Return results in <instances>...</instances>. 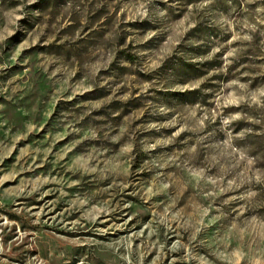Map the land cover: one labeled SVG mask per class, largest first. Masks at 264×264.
<instances>
[{
    "label": "rangeland",
    "instance_id": "1",
    "mask_svg": "<svg viewBox=\"0 0 264 264\" xmlns=\"http://www.w3.org/2000/svg\"><path fill=\"white\" fill-rule=\"evenodd\" d=\"M0 264H264V0H0Z\"/></svg>",
    "mask_w": 264,
    "mask_h": 264
},
{
    "label": "built area",
    "instance_id": "2",
    "mask_svg": "<svg viewBox=\"0 0 264 264\" xmlns=\"http://www.w3.org/2000/svg\"><path fill=\"white\" fill-rule=\"evenodd\" d=\"M1 241H2V238H1V236H0V252H1Z\"/></svg>",
    "mask_w": 264,
    "mask_h": 264
}]
</instances>
